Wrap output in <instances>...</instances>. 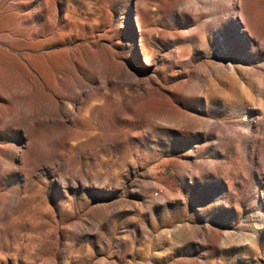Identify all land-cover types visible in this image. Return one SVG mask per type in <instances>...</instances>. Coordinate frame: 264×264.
<instances>
[{"label":"rangeland","instance_id":"rangeland-1","mask_svg":"<svg viewBox=\"0 0 264 264\" xmlns=\"http://www.w3.org/2000/svg\"><path fill=\"white\" fill-rule=\"evenodd\" d=\"M0 264H264V0H0Z\"/></svg>","mask_w":264,"mask_h":264},{"label":"bare ground","instance_id":"bare-ground-1","mask_svg":"<svg viewBox=\"0 0 264 264\" xmlns=\"http://www.w3.org/2000/svg\"><path fill=\"white\" fill-rule=\"evenodd\" d=\"M142 38L143 39L140 42L141 47L146 50L147 54H149L151 56H154L153 55L154 54V50L152 48V41L148 38V35L146 33H142ZM146 52L144 53V55H145V60L148 62L149 60H148V55L146 54ZM156 82H158V79L154 75V76H152L149 79L148 82H146L149 85V86L146 87V91H144V92H136L135 94H132V92H131L132 86H130V88L126 92V96L128 97L129 100L137 99V100H139L141 102L144 100L146 102L145 106L146 107H151L153 109V111L150 114L151 116H155L158 113L157 112V107H160V105H162L161 101L164 98L161 95V89H163V86L160 85L159 87H155L154 85H151V84L156 83ZM131 85H133V84H131ZM116 98H118L116 101L112 99L115 102V104H116V102H118V103H122L123 102V98L122 97L116 96ZM110 101H111V99L108 98V99L104 100L103 103H101L100 105L94 107L93 110H92V116L98 117V115H99V118H101L103 123L105 125H107L108 127L110 126V121H111V117H110V113H111ZM115 104H114V106H115ZM84 110L85 109H80L78 115L79 116L83 115V111ZM145 117H147V116L142 115L140 113V111H136L134 114L126 116V118L128 119V120H126L127 121L126 123H128V126H129L126 131H132V132H134L135 134H138V135H141L142 132H147L148 130L146 129V125L144 123L145 122ZM97 136H106L108 138H109V136L111 137L110 134H106L105 132H101L100 134H97L95 137H97ZM95 137H93L92 139H95ZM151 138H152V136H151ZM90 140H88V142H90ZM113 141L115 142L114 144H116L118 142L121 143L120 144V146H121L120 153H121V155L123 157H125V155H127V154H129V155H133V154H137V153L141 154V155L145 154V151H143L139 146L130 145L125 140H119L118 138L114 137ZM102 143H105V140H104V142L102 141Z\"/></svg>","mask_w":264,"mask_h":264}]
</instances>
